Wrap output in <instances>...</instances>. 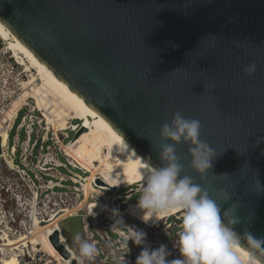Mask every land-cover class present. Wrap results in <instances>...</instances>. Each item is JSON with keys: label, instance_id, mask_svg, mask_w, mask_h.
Segmentation results:
<instances>
[{"label": "water", "instance_id": "obj_1", "mask_svg": "<svg viewBox=\"0 0 264 264\" xmlns=\"http://www.w3.org/2000/svg\"><path fill=\"white\" fill-rule=\"evenodd\" d=\"M0 24L54 90L146 166H163L160 130L177 111L198 119L201 140L225 151L201 179L180 144L185 174L232 196L223 209L240 206L238 235L264 239V0H0ZM48 240L71 260L59 231Z\"/></svg>", "mask_w": 264, "mask_h": 264}, {"label": "clouds", "instance_id": "obj_2", "mask_svg": "<svg viewBox=\"0 0 264 264\" xmlns=\"http://www.w3.org/2000/svg\"><path fill=\"white\" fill-rule=\"evenodd\" d=\"M187 55L188 52L185 57ZM178 70L180 68L172 72ZM244 71L254 74L255 63L247 65ZM201 129L198 119L186 118L181 111L174 114L170 124L164 123L159 138L167 143H161L158 150L163 166L154 168L147 165L146 171L141 173L142 194L135 206V211L142 213L140 219L146 225L159 222L161 217L182 213V230L175 246L179 259H168L170 253L166 245L152 250L145 243L147 234L125 227L122 219L118 218L119 210H112V216L117 217V222L127 229V232L121 231L126 254L129 241L142 248L135 264H264V239H257L247 231L241 237L233 230L240 223L237 216L240 206L232 204L223 209L232 196L222 190V195L214 197L201 183L185 174L184 163L177 154L180 144L190 145L189 167L201 179H206L214 159L225 151L217 154L214 148L201 140ZM96 207L95 203L93 209ZM73 244L77 246L79 264H92L98 255L95 243L76 235ZM123 264H127L124 258Z\"/></svg>", "mask_w": 264, "mask_h": 264}, {"label": "rangeland", "instance_id": "obj_3", "mask_svg": "<svg viewBox=\"0 0 264 264\" xmlns=\"http://www.w3.org/2000/svg\"><path fill=\"white\" fill-rule=\"evenodd\" d=\"M28 77L29 73L26 71L25 67L20 65L18 61L14 59L13 54L7 50V45H5L0 39V147L2 149V157H0V239L2 238V235L5 234L14 241L19 248H22V251L24 252L20 254V262L22 264H34L33 258L42 259L40 261L44 264L48 257L46 254H41V248L42 245H46L45 233L49 226L64 215L79 210L76 208L62 209L58 212L61 213V216L56 217L54 212L48 209L45 211V213H47L46 217H44L45 220L40 221L38 218L34 217L39 208L40 210H43V208H41V202L45 195L49 193V191L43 192L42 189L46 190V184L43 182L41 184V179L48 181L50 178L45 175L51 174L50 172H52V174L54 173L53 171L46 172L47 170L42 172L40 169H49L53 167L51 159L58 153L59 144L57 145V143L59 141H62L63 139V145L61 147L64 150V156L69 158V160L71 159L73 164L91 175L90 178L87 177L86 179L89 181V184L97 177V179L103 183V189L116 191V189L127 188V183L123 177L107 170L105 166L99 162L98 156L90 155L81 148L79 145L80 135L73 140L74 134L69 132V130L66 132H58L47 126L44 116L35 108L34 92L29 91L23 93L22 91V83L28 80ZM20 108L21 110L18 112L19 115L17 114L18 119L16 117L14 120V128L12 127L10 129V141L8 143L9 119L12 116H15L17 110ZM23 117H32L35 123L33 126L34 134L29 146L24 143L28 122L25 125L24 121L21 123ZM72 125L79 127L80 122L71 121L70 126L72 127ZM47 132L48 140L45 143H42L41 139L46 136ZM51 133H55L56 136H58L59 141H56L54 137L52 141L50 139ZM67 134L69 137L63 138L64 135ZM17 136L19 139V145L17 148L15 145L12 151ZM36 138H39V140L35 144L34 140ZM71 140L73 141L70 142ZM60 158L62 157L60 156ZM61 160L64 162L63 159ZM60 173L65 174V171L60 170ZM89 184L83 187V193L86 198H88L89 195L96 193L89 188ZM140 191L141 189L138 191L139 193L132 195L127 200L128 204L123 210V213L127 214L132 219H136L145 227L153 228L160 224L161 221L166 220L168 216L159 218V222L154 224L152 222L148 225L144 224L140 219L142 213L135 211L138 198L142 194ZM122 192L123 190H119L118 194ZM36 194H38V199L35 200ZM28 201L29 203H27ZM34 201L38 202V207L34 208L36 213H34L33 210V227L31 228V233L27 234L26 232L22 233L21 231L20 234H18L16 232L17 230L14 231V228L21 227L23 221L28 218L29 212L31 211V207L29 206H32L33 209V206H35ZM62 213H64V215ZM177 214L179 213H174V215ZM46 218L48 220H46ZM175 218L179 220L177 221ZM175 218H171L170 222L173 224V227H175L173 232L179 234L182 230V217L177 215ZM76 220L77 222H75ZM124 220L127 223L137 224L126 218H124ZM76 223H78L79 226H77L78 224ZM58 226L69 248L77 254V246L73 244V239L76 235L82 236L81 219L78 217L67 218L60 222ZM21 229L22 228H20V230ZM69 230L72 231L69 232ZM178 237L179 236L175 235L169 240V242H171L172 260L180 258L179 252L175 248V246L178 245ZM4 245V241L0 240L1 256L9 253V250L3 248ZM1 248L3 249L2 252Z\"/></svg>", "mask_w": 264, "mask_h": 264}, {"label": "built area", "instance_id": "obj_4", "mask_svg": "<svg viewBox=\"0 0 264 264\" xmlns=\"http://www.w3.org/2000/svg\"><path fill=\"white\" fill-rule=\"evenodd\" d=\"M23 121L24 125L27 124V122L29 125L26 126L24 139V143L29 146L32 141V136L34 134L33 126L35 125V123L32 117H23L21 123ZM69 132L74 134L76 132V129ZM53 137L56 141H59V138L58 136H56L55 133H51L50 139L52 141ZM68 137L69 135L67 134L64 135L63 138ZM38 140L39 138H36L34 140L35 144L38 142ZM47 140L48 132L46 133V136L41 139V142L45 143ZM15 145L16 148L19 145L18 136L13 147H15ZM57 145L59 148L58 153L55 155L54 158L51 159L53 167L49 169H40V171L42 172H45L46 170V172L53 171L57 175H54L52 174V172H50L51 174L45 175L50 178L48 181L41 179V184L42 182L46 184V190L42 189L43 192L49 191V193L45 195L44 199L41 202V208H43V210H40V208L38 210L37 208L38 211L34 217L38 218L40 221H43L45 220L44 217H46L47 215L45 211L48 209H50V211H53L55 216L58 214L59 210L62 209H79V211L75 215L68 214L66 216H63L62 220L59 221V223L67 218L72 217H78L81 219L82 237L84 239L89 240L90 242L95 243L98 250V255L95 257L92 264H123V258L127 262V264H135L138 255L142 251V248L134 246L133 243L129 241V251L126 254L127 249L123 247V236L121 235V231L127 232V229L123 228V226L117 222V217L112 216V210L118 209V218L122 219L125 227H133L137 231L145 232L147 234L145 243L152 250L159 248L162 244L166 245L167 251L170 253L168 259L172 260L171 242H169V240L175 235L179 236V234L177 232H173L175 227H173V224L170 222L171 218H167L166 220L161 221L160 224L156 225L153 228H147L136 220L130 218L120 209L123 204H128L127 200L132 195L139 193L138 191L140 190V186L135 184L133 185V187L130 188L116 189V191L107 190L103 189L102 186L96 184V177L89 184V188H91L92 191L96 193H93L89 195L88 198H86L85 194L83 193V187L87 183L85 180L87 179V177L90 178L91 175L85 172L84 170L80 169L75 164H73V161L71 159L69 160V158L64 156V150L61 147L63 145V139L62 141H59ZM60 156L62 158H60ZM61 159H63L64 162H62ZM60 170H64L65 174L60 173ZM119 190H123V192L118 194ZM36 199H38V194L35 195V200ZM27 203H29V201ZM34 203L35 206H33V209L32 206H29L31 207V211L29 212L28 218L23 221L21 227L14 228V231L17 230L16 232L18 234H20L21 231L22 233H31V228L33 227L32 217L34 213H36L34 208L38 207V202L34 201ZM95 203L97 207L93 209ZM62 214L64 215V213ZM124 218H127L130 221H134L138 225L134 223H127ZM46 220L48 219L46 218ZM176 220L178 221L179 219ZM20 228L22 229L20 230ZM59 233L60 237L62 238L63 236L61 230L59 231ZM64 241L66 242L65 239ZM71 252L72 254H76L72 249ZM33 260L37 264H41L42 262L40 261L42 259L33 258Z\"/></svg>", "mask_w": 264, "mask_h": 264}, {"label": "bare ground", "instance_id": "obj_5", "mask_svg": "<svg viewBox=\"0 0 264 264\" xmlns=\"http://www.w3.org/2000/svg\"><path fill=\"white\" fill-rule=\"evenodd\" d=\"M0 39L1 41L4 42L5 45H7V50H9L13 54L14 59H16L20 65L24 66L26 71L29 73L28 80L22 83V91L23 93H26L29 91L34 92L35 108L39 110L40 113L44 116L45 118L44 120L47 122V126L51 127L53 130L58 131V132H63V131L66 132L67 130L73 131L74 129H76V132L74 134H76L78 130L83 127L85 130L80 134V137H79V145L81 146V148L84 151L88 152V154L90 155L98 156L99 162L103 164L107 170L114 172L118 174L119 176L123 177V179H125V182L127 183V188L133 187V185L136 184V185H139L140 186L139 189H141L142 187L141 173L146 171L147 166L117 151L56 90H54L31 67V65L29 64L28 60L26 59L25 55L23 54L18 44L15 42L13 37L6 31V29L1 24H0ZM20 110L21 108L17 110L15 116H12L9 119L8 143L10 141V136H9L11 132L10 129L15 124L14 120L16 119L17 114ZM71 121H79L80 122L79 129H77L78 127H75L73 125L71 127L70 126ZM73 140H71L70 142H72ZM12 149H14V147H12ZM0 157H2V154L0 155ZM85 181L87 182L86 185L89 184L88 180H85ZM78 211L79 210L72 212V213H68V214L75 215ZM178 213L179 214L177 215H180L182 217V213L181 212H178ZM177 215L172 214L168 216L167 218L173 219V217ZM62 218L63 217L54 221L49 226L48 230L45 233V244L46 245L45 246L42 245L41 254L42 253L46 254L48 258L44 264H71L72 260L73 261L77 260L79 262L77 258V254H74V253L71 256L70 261L63 260L59 256V254L53 249L52 245L50 244L48 240V237L51 234L60 231V228L58 225H59V221H61ZM75 222H77V220ZM77 226H79V224ZM71 231L69 230V232ZM0 240L4 241L5 245L3 248L9 250L8 251L9 253L7 255L6 254L3 256L0 255V264H22L20 262V257H21L20 254L24 253L22 251V248H19L18 245L14 241H12L9 237H7L5 234L2 235V238ZM62 240L64 241L63 237H62ZM66 249L69 253H72L71 249L69 248L67 244H66ZM2 250L3 249L1 248V252ZM34 264H37V263L34 262Z\"/></svg>", "mask_w": 264, "mask_h": 264}]
</instances>
